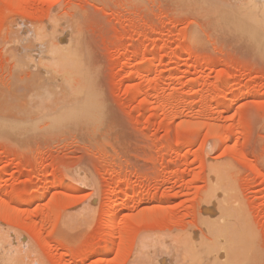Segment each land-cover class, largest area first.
I'll use <instances>...</instances> for the list:
<instances>
[{"label": "rangeland", "instance_id": "1", "mask_svg": "<svg viewBox=\"0 0 264 264\" xmlns=\"http://www.w3.org/2000/svg\"><path fill=\"white\" fill-rule=\"evenodd\" d=\"M214 1L0 0V248L14 264H160L174 236H209L213 171L243 211L246 264H264V58ZM54 19L82 55L33 48ZM80 55L90 114L106 117L88 131L38 102ZM179 247L173 263L192 264Z\"/></svg>", "mask_w": 264, "mask_h": 264}, {"label": "bare ground", "instance_id": "2", "mask_svg": "<svg viewBox=\"0 0 264 264\" xmlns=\"http://www.w3.org/2000/svg\"><path fill=\"white\" fill-rule=\"evenodd\" d=\"M214 2L213 4H216L217 6L211 5L210 2L209 5L211 7L213 6L211 9H214V13L218 12L215 18L217 23L221 22L223 27L225 26V28L227 27L228 29L232 30V34L234 33L236 39L237 37H239L238 39L240 38L242 40L244 39L246 40V42L248 41L247 42L248 44H251L249 46H253L254 48L256 47V49L258 48V51L262 53L264 58V0H221V2L223 3L217 2V0H215ZM56 20L57 19H54L53 21L55 22V26L54 27L50 26V29L52 27L53 29L51 30L44 29L43 31L37 30V32L35 33V38L38 40L39 44L36 43V45L33 48L34 49L42 48L44 50V53L48 55H50L51 53H63V52L80 53L82 55L84 53V51L82 50L84 47L82 48L81 44L78 41L79 39L75 38L74 35L72 36L70 31H68V34L73 40V42H70L69 38L62 37L58 28H55L57 24ZM52 24L53 23H51V25ZM20 37H18V39ZM261 46L262 48H260ZM81 55L79 56V58L74 57L75 59L74 61H72L74 62L73 65L74 69L70 71L68 70L69 73H67V71L66 72L64 71L65 72V73L63 72L64 74L61 73L63 74L62 76H53V74L51 75L47 73L49 75L48 76L46 75L44 77L45 83H49V85L53 84L55 79H57V82L59 81L60 83L64 84V86H61L64 87V92H61L62 89L60 88L56 92H51L48 89L45 90L47 91V95L44 97V99L42 100L41 98H39L40 100L38 99L39 100L38 102H41L43 108L41 112L42 119L55 121L56 124H58V127H62L63 125H66L64 124L66 122L71 123L72 121L76 120L77 126H79L78 124L80 122L82 123L81 125L84 126L83 128H86L87 130V128H91L93 125H98V123L101 124V122L103 121L105 122L104 119L106 117L101 114L103 113L104 108L102 112L99 110V113H97V115L90 114L89 107L91 106V104L93 105L96 104L98 99L95 95L96 92L94 91L95 90L94 89L95 84L93 85L94 78L91 74H89V71L87 70L84 60L81 58ZM50 71L52 72V70ZM99 102H101L100 99ZM28 118L34 121V119H32L34 117H28ZM77 119L79 120V122ZM102 128L103 127H101V129ZM78 129L81 130V128ZM222 134L223 131L221 129H218L217 137H221ZM213 173L214 174H211L212 186H210L211 188L207 192L204 198V208H203L204 211L201 217L202 224L205 227L204 229H206V232L209 234V236L207 235L208 236L206 238L207 240L206 239L202 240L200 238H191V237L188 238L187 236H185L188 239L186 240L182 239L180 242H177L176 244L175 237H177V241L181 239L180 236L179 239L178 236L176 235L173 237L175 241L168 240V242L170 241V243L168 242L167 243L171 244V242H173L172 244H174V246L176 245L177 247L169 248V250L172 251L171 249H176L178 248V246L181 247V245L183 247V244H181L183 242L187 249L184 247L186 249L185 252H183L182 247L179 250L177 249L179 251V255H178L179 258L177 257V259L183 257V260H188L192 262V264H246V261L249 256L248 254L249 248L253 246L250 241L249 232L244 227L245 226L243 225L244 222H242L241 219V217L243 218V216L240 214L243 211L240 210L238 201L234 196V192L230 188L223 187L220 183L221 181L219 175L216 174L214 171ZM104 196L106 198H109L107 193ZM39 197H41V195ZM110 212H111L110 215H108L105 219L108 220V218L111 217L112 215H116L115 207H112ZM114 220H116V218H114ZM3 245H1V248H3ZM245 245H247L246 246L247 248H245ZM168 246H166L167 249ZM1 248H0V252L2 254L5 253L4 255H6V257H4L3 255V257L5 258V259L3 258L4 259L3 262L5 263H2V261H0V263L14 264L13 261L9 259L11 257L10 256L11 253L10 254L8 253L10 257H7L8 254L6 253V251L8 252L9 249L4 247L3 248L4 252H2L3 249L1 250ZM14 250L16 249L14 248ZM157 250L160 251V254L161 252L167 251L166 248L164 249V251H162L163 248L162 250L161 249L160 250L157 249ZM157 250L156 252L158 254L159 252ZM170 251L164 253L166 255L162 253L161 257L159 256L160 254L157 255L159 258L162 259L161 262H160L161 259L158 261L160 264H162L164 260L163 258H166V260L171 259L170 262H168L169 260L167 262L164 261L166 263L163 264H174L173 263L174 261L172 260V256L175 259L177 255L174 256V253ZM153 254H155L153 255L154 258L158 260L159 258L155 257L156 253ZM167 254L170 256V258L166 257L168 256Z\"/></svg>", "mask_w": 264, "mask_h": 264}]
</instances>
